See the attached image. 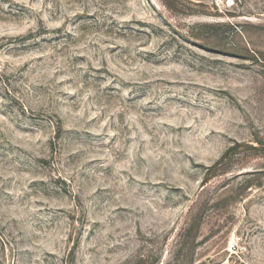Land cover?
<instances>
[{"label": "rangeland", "instance_id": "rangeland-1", "mask_svg": "<svg viewBox=\"0 0 264 264\" xmlns=\"http://www.w3.org/2000/svg\"><path fill=\"white\" fill-rule=\"evenodd\" d=\"M0 264H264V0H0Z\"/></svg>", "mask_w": 264, "mask_h": 264}]
</instances>
